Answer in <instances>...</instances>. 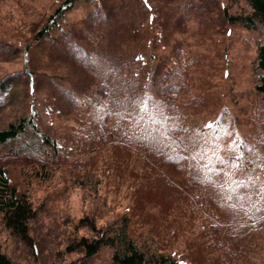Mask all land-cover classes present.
Wrapping results in <instances>:
<instances>
[{
	"label": "trees",
	"instance_id": "16d2710c",
	"mask_svg": "<svg viewBox=\"0 0 264 264\" xmlns=\"http://www.w3.org/2000/svg\"><path fill=\"white\" fill-rule=\"evenodd\" d=\"M240 1L246 5L234 12ZM79 5L85 14L70 20ZM238 29L256 35L252 93L263 107L254 105L249 118L261 144L264 0H62L40 15L17 74L32 81V113L0 127V224L30 261L88 264L107 250L109 264H176L164 251L167 218L152 211L162 206L165 215L200 213L225 235L236 227L264 232V186L257 187L264 154L252 157L260 174L241 178L240 159L211 153L214 139L205 121L194 116L226 93L213 76L217 70L233 76L220 67L229 59L226 39ZM13 83L0 80V96ZM61 89L65 102L58 100ZM217 116V128L234 117L225 105ZM258 144L246 153L257 154ZM18 167L38 180L66 174L100 202L79 219L63 222V238L49 245L52 257L46 260L47 241L38 225L43 209L21 189L22 181L12 179ZM212 199L238 218H217ZM108 214L110 219L103 217ZM0 264H18L1 244Z\"/></svg>",
	"mask_w": 264,
	"mask_h": 264
},
{
	"label": "rangeland",
	"instance_id": "374dc122",
	"mask_svg": "<svg viewBox=\"0 0 264 264\" xmlns=\"http://www.w3.org/2000/svg\"><path fill=\"white\" fill-rule=\"evenodd\" d=\"M60 1L62 0H0V80L14 82L13 88L4 96H0V127L6 126L20 114L32 113L31 109L35 104L32 81L30 77L17 79V74L23 70L25 65L27 56L25 45L33 36L31 32L33 23L38 20L40 15L51 13L53 7ZM245 5L244 1L236 2L233 11L236 12ZM240 6L243 7L240 8ZM84 14V6L79 5L68 15V18L78 21ZM192 26L196 28V23H192ZM229 36L226 39V44L231 62L227 59L228 61H224L220 68L224 71L228 67L232 70L233 76L229 79L223 74L222 77L219 70L213 76L214 84L222 83V89L226 93L220 95L219 104L212 107L215 104L214 101L208 100L205 108L199 109L194 116L198 123H201V120L205 121L203 126L208 129L207 135L214 139L213 144L217 146L207 149L211 150V153L216 151L223 157L233 155L235 159H240V166H238L240 170L237 174L241 178H245L248 172L255 171L260 174V170L255 168L252 157L264 154V139L261 144H258L256 122L250 121L249 118L252 117L251 112L254 105L257 104L259 108L263 107L259 100L254 99L252 93L256 82L251 65L255 56L256 35L238 29ZM193 39L194 37H192ZM55 54L58 55V53ZM218 90L220 91L219 88ZM59 94L58 100L65 102L62 89L59 90ZM7 98L9 100L6 101ZM196 98L193 97L192 101L195 102ZM29 104H31V108L28 107ZM224 105L228 107V112L234 117L226 119V116V120L217 128L215 125L217 115ZM252 134L255 137H252ZM254 143L258 144L259 152L248 155L246 151ZM249 176L253 177L252 174H248L247 177L249 178ZM12 179L22 181L21 189L29 192L36 208L43 209L38 225L42 227L47 241L43 244L47 248V252L43 256L45 260L52 257L50 246L57 244L63 238L62 232L66 229L63 222L79 219L90 210H94L99 202L95 194H91L87 187L73 184L66 174H57L52 179L38 180L37 178L32 179L29 175L25 176L21 168L18 167L13 171ZM257 179V187L262 188L264 176L258 175ZM108 186L114 189V187ZM112 195L110 192L108 197ZM210 195L212 194L208 195L211 199ZM220 197L223 195L213 197V199ZM213 199L210 201V206L215 208L212 214L217 218L225 221L238 218L233 209L220 202H214ZM165 210L166 207L162 206L152 211L158 219L159 216L167 218L165 225L168 226V229L161 231V234L169 240L166 242L167 246L164 251L176 259V264H264V232H259V234L257 231L236 227L234 231H229V234L225 235L221 230L222 226L217 231L211 229L209 223H205L209 218L198 217L200 213L197 214L198 216H193L192 211L191 213L181 211L165 215ZM103 217L111 218L109 214ZM150 227L151 225L147 226L145 230ZM239 230L242 231L240 234ZM0 244L18 264H35L24 254V250L18 247L1 224ZM47 244L50 246L47 247ZM40 245L38 244V247ZM75 256L76 254L70 255L69 259ZM88 264H109V252L103 250Z\"/></svg>",
	"mask_w": 264,
	"mask_h": 264
}]
</instances>
